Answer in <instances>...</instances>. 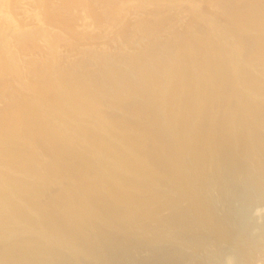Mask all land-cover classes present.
I'll use <instances>...</instances> for the list:
<instances>
[{
  "label": "bare ground",
  "instance_id": "6f19581e",
  "mask_svg": "<svg viewBox=\"0 0 264 264\" xmlns=\"http://www.w3.org/2000/svg\"><path fill=\"white\" fill-rule=\"evenodd\" d=\"M217 1L227 20L195 43L42 64L45 91L62 92L18 102L0 132V264H264L249 223L264 195V0Z\"/></svg>",
  "mask_w": 264,
  "mask_h": 264
},
{
  "label": "rangeland",
  "instance_id": "374dc122",
  "mask_svg": "<svg viewBox=\"0 0 264 264\" xmlns=\"http://www.w3.org/2000/svg\"><path fill=\"white\" fill-rule=\"evenodd\" d=\"M217 2V0H0V132L1 130L4 132V129L5 131H10L15 127L13 126L14 124L11 125V122L15 123L16 120L13 118L16 113L13 114L12 110L16 111L15 106L19 105L18 102L22 104L23 100L30 97L32 98L30 101L43 97L42 93L44 92H46L44 96L47 95L50 100L57 99L56 96L60 94V88H47V91H45L46 83L42 78L44 73H42L41 67L44 68L45 65L42 66V64L47 58L48 61L46 62L50 61L49 64L51 65L56 61L55 63L59 64L57 68L60 71L62 67L66 69L67 65L69 67L68 62L75 66L82 59L84 61L89 59L88 61H90L93 58H98L97 56L99 55L108 56L107 54L110 51L117 56H121L122 51H124L122 52V54L124 53L123 57L125 55L126 57L132 56L141 52V47L144 45V49V43L147 45L149 41H155L153 45L163 41L175 44L178 40L182 41V38L185 37L186 40H190L189 42L195 43L192 41L198 40L200 35L197 29L203 28L208 22V18H211L213 22L217 21L214 22L215 24H220L227 20L228 16L224 12H220ZM17 31L19 32L17 33ZM165 31L166 33H164ZM126 35L131 36L126 37ZM150 35H155L156 39L154 36L150 38ZM126 38H129L130 41ZM114 48L116 49L114 50ZM117 50L120 51L118 52ZM19 54L20 56H18ZM64 62L66 66H64ZM93 62L96 61L93 60ZM10 63L13 64L10 65ZM55 63H53V66ZM9 65L16 67L17 71H13ZM38 65L40 66L39 68H37ZM47 67L49 68L50 66ZM64 68L61 71H65ZM82 69L79 66L78 69L74 68V72L79 70L78 72L81 74L82 71L84 72ZM71 70L73 69L69 71L71 72ZM55 71H57L56 66ZM46 72L48 71H45V75ZM74 72H71V74H79L77 71V74ZM174 76L175 78L178 77V75ZM15 98L19 100H15ZM116 107L118 106L115 103L107 101L104 105H100L101 109L99 108V111L103 112L104 118L108 115V118H110V116L118 114ZM104 118L103 121H105ZM100 119H102L101 116ZM41 149L40 147H35V156H37L35 158H37V161H41L40 163H46L48 159L44 157L45 155L42 154ZM201 177L199 175L192 178L188 184L181 186L179 191L175 190L172 195H180L182 192L195 189L201 183L203 179ZM53 185L52 188L57 187V185ZM148 193H150L149 189L143 190V195ZM261 195L262 204L257 206V211H253L250 218L251 221H249V223H252L253 220L252 224L254 225V227H252V224L250 225L252 227L250 236L259 241L262 240V233H264V195L263 198ZM259 200V198L258 200L256 199V201L261 203V200ZM190 204L191 200L185 196L180 202V207L187 209ZM153 205L151 204L149 208ZM163 210L158 213V218L168 215V210ZM221 228L222 231L223 229L228 232L231 230L228 226L226 229V225L225 228L223 226L220 227L219 232L223 235L224 231L221 232ZM208 231L210 232L211 230L209 229ZM228 232H225V234L229 235L230 232ZM231 236H227V239H225L228 240L229 237V240H231ZM235 238L236 240L237 238L241 239V236ZM224 243L222 242V244ZM65 247L66 245L59 246V253L69 251L68 245ZM60 249L62 252H60ZM147 253V249H144V251L141 249L138 254L140 257H144L147 256Z\"/></svg>",
  "mask_w": 264,
  "mask_h": 264
}]
</instances>
